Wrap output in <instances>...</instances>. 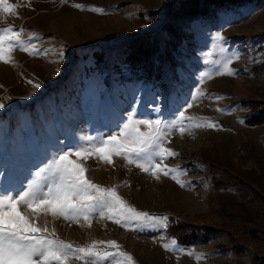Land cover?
Here are the masks:
<instances>
[{
  "label": "rangeland",
  "instance_id": "1",
  "mask_svg": "<svg viewBox=\"0 0 264 264\" xmlns=\"http://www.w3.org/2000/svg\"><path fill=\"white\" fill-rule=\"evenodd\" d=\"M173 1L9 0L16 6L15 14L0 11V27L22 28L21 39L34 45L38 53L30 55L17 49L11 53L12 63L0 62V194L26 190L33 180L40 179L37 173L47 174L53 159L64 151L92 148L100 139L116 135L129 116L160 120L170 132L164 146L176 153H197L223 143L237 148L241 146L240 135L247 136L264 164V125L246 127V110L240 105L241 100L258 99L249 70L264 61V8L247 5L233 11L222 9L208 20L194 22L193 38L178 54L182 65L177 68L176 79L165 74L159 82L144 81L124 67L121 72L114 71L109 60L104 66H95L91 57L94 51L114 54L128 38L159 30ZM76 4L85 9L74 7ZM92 7L104 12L88 10ZM141 11H157L158 18L140 21ZM230 59L228 66L235 74H218L225 71L223 65ZM181 112L193 118L184 120L186 128L209 122L215 127H192L181 134L177 125ZM141 130H145L143 126ZM220 155L226 156L223 152ZM230 158L237 167L255 168L252 160ZM164 164L181 171L160 174L157 179L122 157H113V164L95 156L84 161L88 179L104 188L116 187L137 211L198 226L226 223L235 236L240 233L238 221L217 213V194L204 178L203 169L189 173L177 156ZM228 194L238 197L236 189L228 190ZM45 219L49 229L45 235L77 247L95 240H115L135 264L233 261L222 249L221 238L190 247L176 243L177 248H173L165 227L156 221H131L121 226L93 214L89 227L83 220L67 221L51 215ZM164 244H169V249ZM246 245L251 253L264 255V246L251 240ZM117 260L126 264L122 258ZM68 264L86 262L70 258ZM103 264L117 261L105 260Z\"/></svg>",
  "mask_w": 264,
  "mask_h": 264
},
{
  "label": "snow or ice",
  "instance_id": "2",
  "mask_svg": "<svg viewBox=\"0 0 264 264\" xmlns=\"http://www.w3.org/2000/svg\"><path fill=\"white\" fill-rule=\"evenodd\" d=\"M74 7L85 9L80 4ZM15 9L16 6L9 0H0V11L14 15ZM88 10L104 12L95 7ZM22 32V28L14 30L11 26L0 27V62L12 63L11 53L17 49L30 55L38 53L34 45H28L21 39ZM30 47L32 51H29ZM231 62V59L228 60L223 65L225 71L218 74L234 75L228 66ZM35 87L39 88L40 85L37 83ZM0 107L3 105L0 104ZM186 119L193 118L181 112L177 121L181 134L192 127H215L209 122L206 125L190 124L186 128L183 123ZM141 126L145 130H141ZM169 135L170 132L160 120H140L129 116L116 135L100 139L92 148L64 151L53 159L46 170L47 174L37 173L40 179L33 180L26 190L15 195L0 194V264H68L70 258L84 260L86 264H103L105 260L122 264L117 260L122 258L126 264H135L133 257L123 251L115 240H95L87 246L77 247L54 235H45L49 232L45 217L51 215L75 222L83 220L90 227L93 214H98L121 226L131 221H156L167 227V217H153L149 213L137 211L118 194L116 187L104 188L93 183L86 177L88 169L84 161L95 156L104 163L113 164V157H122L128 164H135L157 179L160 174L169 176L181 171L164 164L168 158L178 155L164 146L169 142ZM73 156L76 159H72ZM173 178L181 187L185 186L176 176ZM40 220H43L42 224L38 223ZM171 246L177 248L175 240ZM163 247L169 249L170 246L164 244Z\"/></svg>",
  "mask_w": 264,
  "mask_h": 264
},
{
  "label": "trees",
  "instance_id": "3",
  "mask_svg": "<svg viewBox=\"0 0 264 264\" xmlns=\"http://www.w3.org/2000/svg\"><path fill=\"white\" fill-rule=\"evenodd\" d=\"M247 5L262 9L264 0H174L159 30L128 38L114 54L94 51L91 57L95 66H104L109 60L114 71L124 69L144 81L159 82L165 74L176 79L177 68L182 65L178 61L181 46L193 38L191 25L210 19L218 10L233 11ZM138 18L153 22L158 12L141 11ZM261 38L264 40V34ZM249 74L258 99L241 100L240 105L246 110L244 125L258 127L264 125V61L252 66ZM261 142L264 145V135ZM240 144L232 148L223 143L201 148L197 153L181 151L177 155L189 173L203 169L204 178L217 194V213L224 219L238 221L240 233L235 236L226 223L217 227L198 226L172 217L167 221L165 232L183 247L221 238L222 249L233 257V261L222 264H264V255L251 253L246 245L251 240L257 246H264V164L247 136L240 135ZM221 152L226 156H221ZM230 155L254 161L255 168L237 167ZM230 189H236L237 198L228 194Z\"/></svg>",
  "mask_w": 264,
  "mask_h": 264
}]
</instances>
